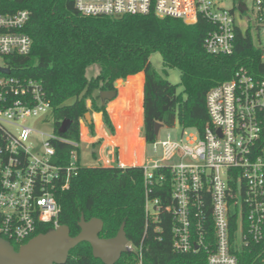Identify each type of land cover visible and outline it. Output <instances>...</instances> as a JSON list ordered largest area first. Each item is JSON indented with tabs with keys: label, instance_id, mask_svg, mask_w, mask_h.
<instances>
[{
	"label": "built area",
	"instance_id": "2783aa9c",
	"mask_svg": "<svg viewBox=\"0 0 264 264\" xmlns=\"http://www.w3.org/2000/svg\"><path fill=\"white\" fill-rule=\"evenodd\" d=\"M251 2V9L244 0H74V6L95 17L153 13L186 23L203 18L210 23L204 48L219 55L234 51L238 31L251 37L254 28L257 36L264 35V0ZM28 19L26 9L0 12V237L14 248L40 227L61 224L55 192L67 189L81 166L79 143L56 133L38 141L37 131L28 125L31 118L46 122L52 114L41 83L15 73L14 59L32 47L24 31ZM208 90L203 131L189 127L179 139L156 136L152 144L155 150L160 146L161 154L142 164L145 229L168 218L177 252L203 249L208 264H238L236 248L264 234V78L240 66L231 79ZM54 140L76 147L66 164L56 155ZM162 168L170 177L166 202L151 195L167 181L163 172L157 173ZM231 217L237 227L234 237ZM206 218H211L212 234ZM156 229L161 231V225ZM142 259L141 242L136 264Z\"/></svg>",
	"mask_w": 264,
	"mask_h": 264
},
{
	"label": "trees",
	"instance_id": "16d2710c",
	"mask_svg": "<svg viewBox=\"0 0 264 264\" xmlns=\"http://www.w3.org/2000/svg\"><path fill=\"white\" fill-rule=\"evenodd\" d=\"M18 9L29 11L24 31L30 35L32 47L29 54L14 59L15 73L41 83L52 106L56 134L64 140L80 143L79 119L88 111L101 112L104 124L113 132L99 91L113 89L116 79L126 80L138 72L144 74L141 134L147 144L156 139L157 122L171 126L178 121L184 129L190 127L202 132L208 120L205 107L208 89L231 79L238 67L264 78L262 50L248 33L237 32L231 54L208 53L203 41L210 23L203 18L186 23L170 17L159 18L153 13L95 17L79 13L74 0H0V12ZM154 52L162 56L164 74H168V67L179 70L184 96L177 90V84L156 71L150 59ZM93 64L98 65L97 74L88 77L86 69ZM122 85L123 91L128 84ZM65 119L70 123L63 133L60 127ZM87 127L94 134L92 121ZM68 141L52 142L56 155L65 164L71 150L76 148ZM159 172L165 174L167 181L163 190H154L151 195L166 202L170 177L167 169H158ZM70 179L67 189L55 192L60 204L59 222L76 235L82 215L86 219L98 217L104 221L100 236L113 237L125 221L134 250L123 253L115 264H136L141 242L142 264H208L203 249L188 253L173 249L168 218L163 223L150 222L145 229L142 165L80 166ZM206 223L212 234L211 218H206ZM158 224L161 231L156 229ZM230 227L234 237L235 217L230 218ZM49 229L51 226L46 225L37 232ZM235 252L238 264H264V234L257 242L250 240ZM64 264L102 262L93 257L89 243L82 242L69 252Z\"/></svg>",
	"mask_w": 264,
	"mask_h": 264
},
{
	"label": "water",
	"instance_id": "95a60500",
	"mask_svg": "<svg viewBox=\"0 0 264 264\" xmlns=\"http://www.w3.org/2000/svg\"><path fill=\"white\" fill-rule=\"evenodd\" d=\"M244 9L245 6L242 5V10ZM2 71L8 73L9 69L2 68ZM121 82L123 83L122 80ZM117 87L116 80L113 83V89L99 91L101 104L116 98ZM84 117L87 123L92 121L90 112H86ZM69 123V119L62 122L61 132L65 133ZM163 126L159 122L155 123L156 136ZM106 130L109 131L107 128ZM103 225V219L98 217L86 219L82 215L78 221V234L72 235L69 226L60 224L46 232L36 234L17 249L8 240L0 237V264H64L69 257V252L82 242L89 243L93 257L99 259L102 264H115L123 253L131 250L128 245L125 221H122L117 234L113 237L100 236Z\"/></svg>",
	"mask_w": 264,
	"mask_h": 264
},
{
	"label": "rangeland",
	"instance_id": "374dc122",
	"mask_svg": "<svg viewBox=\"0 0 264 264\" xmlns=\"http://www.w3.org/2000/svg\"><path fill=\"white\" fill-rule=\"evenodd\" d=\"M244 2H246L249 9L252 8L253 2H251V0H244ZM259 36H260L261 43L259 42V39H258ZM259 36H257V32L254 28L251 29V37L253 38L254 43L258 46H259V44H261L263 46L261 48L262 49L261 54H262V61L264 62V35H263V33H260ZM150 56H151L150 57L151 62L153 64L154 68L156 69V71L158 73H160L161 75H163L165 78L169 79V81L172 82L173 84H177V90L179 92L183 93L182 86L179 84V82H180L179 70L175 67H168V69H167L168 74L166 75L163 73L164 66H163V62H162V56H160V54L158 52H154ZM97 71H98V65H96V64L90 65L86 69V75H88V77L95 76L97 74ZM116 80L120 81L122 79L119 78ZM120 86H122V83H118L117 88H119ZM134 90L138 91L136 89H133V91ZM121 92L124 94L123 91H121ZM97 93L98 92H96V94ZM183 96H184V93H183ZM122 99L123 98L121 97L120 100H118L117 102H114L110 105V109L112 111L115 124H116V126H118V130H119L117 136L112 139L113 142H115V143H117L118 139L121 138V136L123 135L122 131L124 129L122 126L121 119H120L121 104L119 101H121ZM89 104H90V101L88 100L87 105L90 106ZM129 105H131L130 106L131 113L129 116V120H130L129 137L133 140L134 147L136 146L139 148V150H141V147H142L141 139L138 138V136H137V127H138L137 124L139 123L140 117H141L140 92L139 91H138V93L136 92L134 94V96L130 100ZM88 112H90V111H88ZM93 112H90V113L93 114ZM96 113H98V112H96ZM95 119H96L97 127L100 128L98 114H95ZM84 124H86V126H87V122L85 120V117H82L79 119L80 137L83 136L86 138L87 133H86V128L84 127ZM28 125L37 131L35 136H36L38 141L44 140L48 135L53 136L54 133H56V130L54 128V122H53L52 115H48L46 122H41L40 118H35V117L31 118L28 122ZM184 130H187V133L190 131L189 127H186L184 129L183 126L180 125L178 121H175V123L171 126H163L157 135V139L158 140L159 139L160 140L166 139L168 135H170L171 138H173V139H179L182 137V133ZM141 133H142V125L140 127L139 134H141ZM43 134H46V135H43ZM79 145H80V149L78 151L79 162H80L81 166H83V167L84 166H99L101 164L110 165V164L116 162L114 160V154H112V152H114L115 150H111V147L108 144H105L103 142V140H100V142L96 143L95 145L94 144H87V143H83V144H79ZM145 153H146V158L148 160H153L156 157L160 156L161 148H160V146H158V148L155 150L153 147V144H146L145 145ZM128 160L135 161L132 158L128 159ZM122 161L126 162V158H122Z\"/></svg>",
	"mask_w": 264,
	"mask_h": 264
},
{
	"label": "crops",
	"instance_id": "0c3cea01",
	"mask_svg": "<svg viewBox=\"0 0 264 264\" xmlns=\"http://www.w3.org/2000/svg\"><path fill=\"white\" fill-rule=\"evenodd\" d=\"M135 79V80H133ZM133 80V81H132ZM123 83H127V88L123 90L124 94L121 92L122 90L117 88V96L113 100H110L106 103V109L108 111V115L110 117V121L112 123V126H114V131L112 132L104 122L102 121V113H96L93 112L92 115V122H93V127H94V134L90 133L89 127L84 124V127L86 128V138L81 136L80 137V143H87V144H96L100 142V140H103L105 144H108L111 147V150H115L112 152L114 154V160L116 161L115 163L110 164L111 166H135V165H142L144 163H149L150 160L146 158V153H145V143L144 137L142 134H139L140 132V127L142 125L143 121V113H144V108H143V97H144V91H143V84H144V74L143 72H138L133 74V76H129L126 80H123ZM137 84V85H136ZM123 86V85H122ZM121 86V87H122ZM133 89H136L140 92V108H141V117L140 121L137 124V136L138 138L141 139L142 147L141 150H139L138 147H134L133 140L129 137V116L131 113L130 109V100L134 96V94L138 91H133ZM122 93V94H121ZM123 98L120 102L121 104V111H120V119L122 122L123 126V131H122V136L121 138L118 139V142L115 143L113 142V138L117 136L119 130L118 126H116L114 117L112 114V111L110 109V105L114 102H117L120 100V98ZM95 114H98L99 116V124L100 128L97 127L96 119H95ZM106 128L109 129V131L106 130ZM94 153V152H93ZM122 158H126V162L122 161ZM134 159L135 161H130L128 159ZM103 165V164H102Z\"/></svg>",
	"mask_w": 264,
	"mask_h": 264
}]
</instances>
